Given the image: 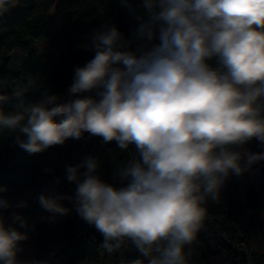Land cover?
I'll use <instances>...</instances> for the list:
<instances>
[{"label": "clouds", "instance_id": "1", "mask_svg": "<svg viewBox=\"0 0 264 264\" xmlns=\"http://www.w3.org/2000/svg\"><path fill=\"white\" fill-rule=\"evenodd\" d=\"M120 3L135 29L104 23L85 33L77 47L92 57L74 66L67 97L31 76L0 92V134H15L30 156L85 133L114 143L127 155L113 182L102 178L98 156L67 166L74 195L41 193L46 219L67 216L68 200L107 254L131 247L138 255L129 264H191L207 203L220 201L231 175L264 161V151L247 148L253 140L264 148V0ZM13 6L0 0V16ZM6 190L0 264H48L19 258L30 238L19 209L29 205Z\"/></svg>", "mask_w": 264, "mask_h": 264}, {"label": "trees", "instance_id": "2", "mask_svg": "<svg viewBox=\"0 0 264 264\" xmlns=\"http://www.w3.org/2000/svg\"><path fill=\"white\" fill-rule=\"evenodd\" d=\"M104 23L115 24L126 34L137 26L120 0H15V6L0 16V92H10L31 76L67 97L74 66H82L92 57L77 45L85 33ZM28 96L36 99L38 93ZM14 135L0 134V187L7 189L2 195L13 203L28 201L29 206L19 211L28 220L30 238L23 242L19 258L27 247L32 260L48 264H129L137 258L131 247L107 254L100 247V234L78 216L68 200L62 201L72 209L67 216L55 221L33 219L40 209L37 197L41 193L74 195L76 185L66 179L67 166L98 156L102 178L113 182L114 165L127 154L114 143L102 145L99 138L85 133L79 140L69 139L30 156L14 142ZM247 148L264 151L255 140ZM253 168L242 176L231 175L220 201L207 203L191 264H264V171L254 172ZM4 215L9 216L10 211Z\"/></svg>", "mask_w": 264, "mask_h": 264}, {"label": "rangeland", "instance_id": "3", "mask_svg": "<svg viewBox=\"0 0 264 264\" xmlns=\"http://www.w3.org/2000/svg\"><path fill=\"white\" fill-rule=\"evenodd\" d=\"M255 166V165H254ZM254 172H259V164L256 165L255 168H253ZM63 203V202H62ZM65 205V203H63ZM49 216V213L43 211L41 208L38 210V212L33 215V219H45ZM22 261L26 260H32V251L29 247H27L26 253L24 257L21 259Z\"/></svg>", "mask_w": 264, "mask_h": 264}, {"label": "water", "instance_id": "4", "mask_svg": "<svg viewBox=\"0 0 264 264\" xmlns=\"http://www.w3.org/2000/svg\"><path fill=\"white\" fill-rule=\"evenodd\" d=\"M259 164V171L262 173L264 171V161H261Z\"/></svg>", "mask_w": 264, "mask_h": 264}]
</instances>
